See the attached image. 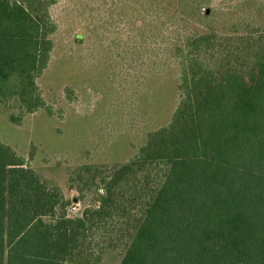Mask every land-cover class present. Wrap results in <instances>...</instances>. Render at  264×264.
Returning <instances> with one entry per match:
<instances>
[{"label":"trees","instance_id":"obj_1","mask_svg":"<svg viewBox=\"0 0 264 264\" xmlns=\"http://www.w3.org/2000/svg\"><path fill=\"white\" fill-rule=\"evenodd\" d=\"M212 2L178 0L168 16L205 28L163 41L180 102L127 163L90 170L103 191L93 208L70 217L71 201L0 142V264H99L111 250L121 264H264V21L222 35ZM53 4L0 0V114L12 125L53 114L38 85Z\"/></svg>","mask_w":264,"mask_h":264},{"label":"rangeland","instance_id":"obj_2","mask_svg":"<svg viewBox=\"0 0 264 264\" xmlns=\"http://www.w3.org/2000/svg\"><path fill=\"white\" fill-rule=\"evenodd\" d=\"M212 1V26L222 35L231 24L264 21V0ZM177 4L54 0L50 14L57 25L55 47L38 79L53 114L28 115L20 126L0 114V142L71 201L70 217L93 208L103 192L100 175L94 180L90 170L127 163L147 133L171 121L180 94L163 41L176 27L181 35L205 31L196 22L184 27L181 21L168 20L178 15ZM122 256L120 250H111L99 264H121Z\"/></svg>","mask_w":264,"mask_h":264},{"label":"built area","instance_id":"obj_3","mask_svg":"<svg viewBox=\"0 0 264 264\" xmlns=\"http://www.w3.org/2000/svg\"><path fill=\"white\" fill-rule=\"evenodd\" d=\"M72 210H73V211H77L78 208H77L76 206H74V207L72 208Z\"/></svg>","mask_w":264,"mask_h":264}]
</instances>
